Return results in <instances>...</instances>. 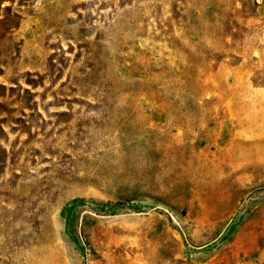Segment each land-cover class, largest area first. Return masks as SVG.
<instances>
[{
  "label": "rangeland",
  "instance_id": "1",
  "mask_svg": "<svg viewBox=\"0 0 264 264\" xmlns=\"http://www.w3.org/2000/svg\"><path fill=\"white\" fill-rule=\"evenodd\" d=\"M0 264H264V0H0Z\"/></svg>",
  "mask_w": 264,
  "mask_h": 264
}]
</instances>
